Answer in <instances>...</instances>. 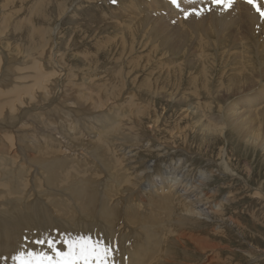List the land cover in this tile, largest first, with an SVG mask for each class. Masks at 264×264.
Returning a JSON list of instances; mask_svg holds the SVG:
<instances>
[{
    "label": "bare ground",
    "instance_id": "6f19581e",
    "mask_svg": "<svg viewBox=\"0 0 264 264\" xmlns=\"http://www.w3.org/2000/svg\"><path fill=\"white\" fill-rule=\"evenodd\" d=\"M35 1L37 4L29 7L33 10L30 17L28 12L22 15L27 1L21 6L18 4L20 8L15 0L0 3V264H19L15 257L30 251L56 258L47 244H36L35 241L55 238L59 241L57 249L67 252L68 247L63 241L78 236H90L110 245L109 264H208L209 251L217 250L219 244L206 249L202 247L210 246L207 242L216 238L214 235L224 234L225 226L212 225V230L221 228L214 235L206 233L205 216H201L202 212L191 199L192 188L181 187L180 175H172L174 178L161 176L162 172L171 174L172 165L160 170L159 164L154 163L150 170L146 168L145 172L136 171L137 175H132L133 170L127 164L130 156L136 154L133 150L143 142L155 145L160 141L167 146L171 143L168 138L159 137L166 129L157 130L159 120L149 126L146 124V113L141 106L145 103L144 95L150 97V102L165 98L174 105H184L183 109L197 121L198 132L207 146L211 142L209 137L218 133L225 135L231 130L247 145L264 150V18L242 3L244 0H238L229 11L214 8L204 16L193 14L187 18L185 14L178 16L165 0H120L121 4L114 9L110 0H93L98 11L124 17L120 18L122 23L105 20L96 21L98 25L90 23L97 35L108 34V38L100 37L104 41L95 43L97 50L108 42V45L119 43L123 53L129 44L134 48L141 46L147 37H142V31L147 27L155 42L160 43L159 48L167 49L171 58H185L184 62L179 60L182 63L166 69L171 70V75L161 69L168 74L163 78L162 73L157 79L161 85L142 81V90L138 89L141 98H134V95L129 101L131 93L127 92L122 99H128L131 104L120 107V98H117L120 95L115 93L119 85L115 80L118 76L136 80L133 73L139 71L143 62L139 60L144 56L134 58V64L128 66L127 76L124 73L126 64L116 61L112 67L105 68L106 75H115V80L102 77L93 84L92 80L84 83L81 78V84L91 90L83 89L80 95L72 96L70 91L76 93L79 80L73 72L75 69L71 73L69 63L63 62L64 51L57 48L62 42L67 43L66 39L58 37L60 21L73 7L68 6V0ZM102 1L108 3L110 13L97 4ZM75 6L76 11L80 10V4ZM163 9L168 15L160 13ZM106 49L104 53L110 50ZM145 49L133 53H143ZM153 50L157 52V45ZM88 57L82 54V59ZM166 62L163 63L168 64ZM191 62V65L201 63L204 75L190 79L186 85L189 90L184 92L177 86L183 81V73ZM224 68L229 71L223 72ZM171 76L176 80L174 86ZM108 79L110 84L106 83ZM104 83L107 85L100 87ZM203 93L206 94L205 104L199 103ZM112 100L115 101L113 104ZM148 117L151 118V114ZM138 133H151L152 139L139 138L141 134ZM171 139L177 140L173 133ZM132 141L138 143L135 145ZM131 142L133 146L129 145ZM119 146L132 147H128V157L120 158L121 152L112 151ZM219 154L224 162L218 164L234 174L229 152L223 147ZM139 158L136 156L133 160L140 161ZM185 168H178L179 172L190 173ZM220 169L223 172L222 167ZM147 178L148 185H143ZM215 209L212 208L214 212H220ZM221 215L220 212L218 217ZM195 238L200 241H194ZM219 259L220 255L211 259L210 264H216Z\"/></svg>",
    "mask_w": 264,
    "mask_h": 264
},
{
    "label": "rangeland",
    "instance_id": "374dc122",
    "mask_svg": "<svg viewBox=\"0 0 264 264\" xmlns=\"http://www.w3.org/2000/svg\"><path fill=\"white\" fill-rule=\"evenodd\" d=\"M17 1L18 0H15L17 5L19 4L20 6H21V4H23V2L27 1V3L25 4L26 9L24 8L26 11L24 10V12L23 13L21 12V13H22V15H25L28 12L27 16L30 17V15L33 14V10L31 8V11H30L29 7L31 4H33V5L37 4L36 1L34 0V2H32V3L30 0H24V1L20 0L22 3L20 1H18V2ZM53 1H55V0H53ZM4 2H5V0H2L0 3L2 4ZM102 2L105 3V1H102ZM67 3H68L69 7L72 5L71 7H73V9H70V12L68 14H66L65 17L60 21L61 27L59 29L60 33L58 34V37L60 39H62V38L66 39L67 43L63 44V42H62L61 45H59L61 47H59V49L57 48V50L61 51V52L64 51L63 53L67 58L65 57L63 62L69 63V65H70L69 69H70L71 73L75 69L73 72H75V74L77 75L78 80H79V83L76 85V93H75V90L70 91L72 96L80 95V91L83 89H85L86 92H90L91 89L89 87H87L86 84L85 85L81 84L82 80L84 81V83H85V81H88V80L91 81L92 80L91 82L93 84L100 81L102 79V77H103V79H107L110 77V78L115 80L116 79L115 75H114V77H111V73H108L107 74L108 76L106 75L107 69L112 67L114 62H115L114 64H116L117 62L126 64L124 73L127 76V71H128V73L130 72V69L128 70V66L134 64V58H136L137 56H144V57H140L141 60H139V61H143V62L139 66V71H134V73H133V75L135 77L137 76L136 80L132 81V80H129L128 78L119 77V76L115 80V82L117 81L116 85H119L118 88H120V89L117 88L115 91V93H117L116 95H118V96L120 95L119 97H117V98L121 99V101H119L120 99L118 100V103L120 102L119 104H121L120 107H122L123 105H130L131 102L129 103V101L132 100V97L134 95H135L134 98L137 96H138V98H141V95L138 92V89L142 90V86H140V83L142 81H144V82L151 81V83H154V85H156V83L158 81L157 79L160 78L162 73L164 76L163 78H166V76H168V74L171 73V70L169 71L170 72L169 73L168 70H166V69H171V68H173V66L184 62L183 61V59H185L184 57H176L178 60V62H177V60H175L174 58H171V56H169L167 54V51H168L167 49H163V48L160 49L159 48L160 43L157 41H156L157 43L155 42V38H153V36H151L147 27H145L143 29L144 31H142V37L144 35L147 36L145 38V40L142 41V44H141L142 47L139 45H136L134 48V47H132V45L129 44V47H127V49L124 50L126 53L125 52L123 53L122 52L123 47H121V45L119 43H115V44L112 43L111 45H108L110 43V42H108L100 50L99 49L97 50V48H95V43L97 41L98 42L104 41L103 39H100V37H107L108 38V34L102 33V34L97 35L90 23L92 22L94 25H98V23L96 21H100V20H105L107 22H114V23H116V21H119L120 23H122L120 18H124V17L123 16H115V15H111V14H105L102 11H98V9L96 8L95 1H93V0H82V1L68 0ZM78 4H80V10L76 11L77 6H75V5H78ZM120 4H121L120 0H118L117 4L115 6H112V8L114 9V7H118ZM53 5L57 6L58 4H53ZM18 6H17V8H20V6L19 7ZM54 6H53V8H54ZM196 7L200 8L201 5H196ZM106 9L110 13L109 7H107ZM207 13H209V12H205L204 14H207ZM204 14H202L200 16H204ZM71 15L74 17L72 18ZM69 19H72V20H69ZM73 19H75V20H73ZM56 23H58V21ZM38 24H39V22H37V25ZM78 30H79V32H78ZM66 33L67 34L69 33L70 35H66ZM76 34H78V36ZM150 36L152 38H149ZM68 38H70V39H68ZM110 38L113 39L114 37L111 36ZM149 39H150V41H149ZM76 40H78V41H76ZM146 42L148 44H146ZM65 44H67V45H65ZM75 44H76V46H75ZM156 45H157V49H158L157 52L158 53L153 50L156 47ZM65 46H66V48H65ZM73 47L75 49H73ZM62 48H64V49H62ZM106 48H108V50L109 49L110 50L104 53V51L107 50ZM129 48H131V49L129 50ZM142 48H147V49H145L144 50L145 52H143V53H140V52L133 53L134 51H140V49H142ZM65 49L67 52H65ZM115 49H116V51H115ZM98 51L100 52L99 54H98ZM114 51H115V53H114ZM131 51H132L133 55H132V53H130ZM83 52L85 53V55L90 56V57H88V59L86 58L85 60L82 59V54H84ZM72 53H73V55H72ZM111 53H113V54H111ZM78 54L81 57H78L79 56ZM93 54L97 56V59H93V58H96V56H94ZM115 54H117V55H115ZM125 54L127 55V57L125 56ZM165 54H166V56H165ZM74 55L75 56L77 55V57L75 58ZM111 56H112V58H111ZM115 57L117 58L116 60H115ZM120 57L122 58L121 60L119 59ZM106 58H108V59H106ZM190 59L192 60V57H190ZM125 60H128V61H125ZM179 60H181L182 62ZM131 61H132V63H130ZM166 61H168V62H166ZM163 62H166L168 64H165ZM97 63H98V65H97ZM108 63H110V65ZM169 63H170V65H169ZM198 63H194L193 65H191L192 64V62H191L186 67L185 73H183V77H182L183 81L181 80L182 82H180L178 84L177 88L180 86L181 90H183L184 92H187L189 90V89H187L188 87H186L188 81L190 79L193 80L194 78L201 77L202 75H204L203 66L201 63L200 64H198ZM94 64L97 65V67ZM101 64L102 65L105 64V66H102ZM189 66H190V68H189ZM105 68H107V69H105ZM222 68H220L219 71H221ZM96 69H98L99 71L101 70V71L98 72V70H96ZM161 69H165L168 72V74L166 73L167 74L166 75L163 72L164 70L162 71ZM93 70H96L97 72H92ZM228 71H229L228 68H224V70H223V72H228ZM150 72L152 73V75ZM89 73H91V74H89ZM83 77H85V80L83 79ZM171 77H172L171 85H173L176 83V80L173 76H171ZM81 78H82V80H81ZM143 78L146 81L143 80ZM153 79H155V80H153ZM106 83L110 84L111 82H109V79H108V81ZM107 84L104 83L100 87H103L104 85H107ZM157 85H161V84H159V82H158ZM81 86L84 88H82ZM129 88H130V90H129ZM102 90H104V89H102ZM95 92H98V91L95 90ZM127 92L131 93V97L128 98L129 101H128V99L123 101L122 98L124 97L125 94H127ZM204 94L205 93L202 94L203 95L202 99L199 100V103H201V104L206 103L205 102L206 101L205 100L206 94L205 95ZM144 98H146V99H144ZM149 98H150L149 96L144 95L143 101H145V103L144 102H142V104L140 103L142 108H143L142 111H144L146 113V115L144 117L145 122L149 126L151 123L154 124L153 122L159 120L160 125L159 124L156 125L157 130H159L160 128H164V129L166 128L165 131H167V129H170L169 130L170 132L169 133L167 132L166 135H165V131L161 132L159 137L162 139H163V137H166V139L168 138L171 141V143H170V146L169 145L167 146L166 144H164V145L160 144L161 143L160 141H157V144H155V145H151V143H149V141L143 142L142 144L139 143V144H141L140 145L141 147L139 146V148L133 150L134 152H136V154L130 156V159H129L130 162H129V164H127V167L131 168L133 170L132 175H137V174H135L136 171H137V173L138 172L139 173L145 172L146 168L150 170L151 168H153V166L156 163H157V165L159 164L158 165L159 167L158 166L157 167L160 170L163 168H166L169 165H172L174 168L172 169L171 174H168V172H162L161 176H167V175L170 176L171 175L170 177L174 178L172 175H174V176L180 175L181 177H179V178H182V179H180V181H181V183H183V184H181L182 185L181 187L186 186V187L192 188V191H190L191 199L194 202L193 204H196L199 208V211L202 212L201 216L202 217L205 216L204 217L205 219L203 222V224H204L203 227H205V226L208 227L206 233L214 235L221 228L220 226H218V228H215L214 230H212L213 229L212 225L216 226L215 224H219V225L225 226L224 229H226V230H224L225 231L224 234L219 235V236L214 235L216 238L212 239V241L210 243H209L210 240H208V242H207L208 245L209 244H211V245L202 247V248L206 249V248H210L211 246H213V247L217 246L219 244L217 246L218 247L217 250L209 251V258L210 259L208 260V264H210L211 259H217L218 255H220V259L215 261L216 264H264V150L262 148H255V147H252L250 145H247L246 142H244L240 138H238V135L235 136L236 134L231 130L226 131L227 133L225 135L224 134L221 135L220 133H218L216 135L214 134L213 136H211L212 138L209 137V139L212 143L210 142V146H207L205 141L202 140L204 137L200 134V132H198L199 129H198V126L196 125L197 121L194 120V118H191L189 111H186V109H183L184 105H182L180 103H178V105H174V102L167 101L165 98L157 99V100H154V102H150L148 100ZM110 102H111V104H113L115 101L112 100ZM133 105H131V106H133ZM131 106H130V108H131ZM135 111H136V109H135ZM149 114H151V118L148 117ZM178 114H181V115H178ZM186 115L188 116V118H186L187 117ZM189 123H191V124H189ZM170 125L172 127H170ZM192 125H194V126H192ZM171 133H173V137H175V139H177L176 141L171 139ZM139 134H141L139 136V138L147 137V139H149V138L152 139L151 133L150 134L138 133V135ZM186 135L188 137H186ZM196 135L199 137H196ZM236 138L238 139V141ZM185 139H186V142L184 141ZM201 141H202V143H201ZM132 142H134L135 145H136V143H138V141H132ZM132 142L129 145L133 146L134 143H132ZM173 143H176V144H173ZM143 144H145V145L143 146ZM177 144H179V145H177ZM131 146H128V147L132 149ZM147 146H148V148H146ZM174 146L176 147V150H175ZM222 146L225 148V150L227 152H229V155H230L229 159L231 160V163H233V165L235 167L234 174H233V172H231V170L228 171L222 165L218 164L221 161L224 162L223 157H221L222 155L220 156V154H219V153H221V149L223 148ZM128 147L123 148L122 146H119L118 148H115L112 151L121 152L120 158L128 157V155L126 153L129 149ZM164 147H165V149H164ZM170 147H172V148H170ZM177 147H179V148H177ZM182 148H185V150H182ZM131 149H130V151H131ZM185 151H187V153H185ZM159 153H160V155H159ZM179 154H181V155H179ZM136 156L141 157V158H139L140 161L133 160V158H136ZM183 159H185L187 161H183ZM179 160L182 162H180ZM131 162H132V164H131ZM175 163H177V165H174ZM181 165L185 166L186 167L185 169L190 173L181 174L179 172L180 170H182ZM220 167H222L223 172L221 171ZM249 167H251V168H249ZM177 169H178V174L176 175ZM224 169L227 171H225ZM200 171H202V173ZM230 173H232V174H230ZM155 174H157V171L155 172ZM154 177H155V175H154ZM200 181H204V183H200ZM186 182H188V183H186ZM157 184H159V180H158ZM195 184H196V186H195ZM143 185H148V178L144 180ZM197 185L200 188L197 187ZM194 187H196V188H194ZM197 190H198V192H197ZM258 190L260 192V194L258 193L259 195L256 194V192ZM200 194L201 195L203 194V195L201 196ZM200 200H201V203H200ZM217 204H219V205H217ZM222 205H224V206L221 207ZM208 207H210V208H208ZM220 207H221V209L222 208L223 209L221 210ZM212 208H214V209L216 208V209L220 210L222 215L220 217H218L220 212L216 213V212H214V210H212ZM204 210H205V212H204ZM206 216H208L210 219ZM221 217H223V219ZM215 219H217V220H215ZM231 220H233V221H231ZM195 239H194V241H196V242L200 241L199 238H195ZM202 242H205V241H202ZM220 245H222V246H220ZM195 247H197V246H195ZM225 261H227V263ZM192 264H194V263H192ZM202 264H207V263H202Z\"/></svg>",
    "mask_w": 264,
    "mask_h": 264
},
{
    "label": "snow or ice",
    "instance_id": "6c2138e0",
    "mask_svg": "<svg viewBox=\"0 0 264 264\" xmlns=\"http://www.w3.org/2000/svg\"><path fill=\"white\" fill-rule=\"evenodd\" d=\"M115 2V0H113ZM238 0H207V3L211 7L197 8V3H203V0H171L177 8L182 3H187L191 11L185 10V18L190 15L200 16L205 12H210L214 8H221L223 11H229L234 8ZM248 4L255 7V10L260 13L264 18V11H262L261 5H264V0H261L260 4H257L256 0H247ZM36 244H47V247L55 253L56 258L40 252H28L25 255L21 252L15 259L19 261V264H109L112 248L110 245H106L101 240L93 239L90 236H78L73 239H65L64 244L67 245L68 251L61 252L57 249L56 245L59 243L55 238L52 239H38Z\"/></svg>",
    "mask_w": 264,
    "mask_h": 264
}]
</instances>
